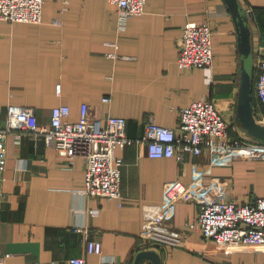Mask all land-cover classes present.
I'll return each mask as SVG.
<instances>
[{"label":"crops","instance_id":"1","mask_svg":"<svg viewBox=\"0 0 264 264\" xmlns=\"http://www.w3.org/2000/svg\"><path fill=\"white\" fill-rule=\"evenodd\" d=\"M45 1L39 24L0 20L2 125L9 105L33 108L37 122L48 124L52 108L68 105L75 121L87 104L92 118L123 117L126 134L135 141L151 120L176 129L179 111L204 99L216 104L231 137H251L236 123L240 52L223 0H148L144 13L129 18L122 31L107 0ZM239 1L252 13L264 9V0ZM253 17L255 59L264 43ZM189 21L206 22L213 31L211 68L177 66L182 28ZM254 116L264 123V111L254 107ZM19 140L7 135L0 168V251L8 254L6 264H63L72 257L90 264H133L141 250L157 251L162 264H264V247L219 250L195 230L172 248H150L141 237L143 208L162 200L170 180L188 183L193 171L208 163V153H187L178 162L149 158L146 145L137 141L118 148L123 199L116 200L76 194L84 184V157L63 158L32 135L22 133ZM210 177L225 181L226 198L235 203L264 197V160L239 158L231 167L213 168ZM176 205L170 225L185 231L199 206ZM89 240L101 242L100 257L87 254Z\"/></svg>","mask_w":264,"mask_h":264},{"label":"built area","instance_id":"2","mask_svg":"<svg viewBox=\"0 0 264 264\" xmlns=\"http://www.w3.org/2000/svg\"><path fill=\"white\" fill-rule=\"evenodd\" d=\"M115 8L118 29L124 30L126 21L144 13L148 0H107ZM45 0H0V20L14 23L42 21ZM57 24V21L54 22ZM213 31L206 22H186L178 43L177 66L211 68L213 61ZM256 58V97L264 104V45H259ZM60 89V87H58ZM108 102L109 98H102ZM176 129L166 128L149 121L141 138L133 141L126 134V120L121 116L92 118L89 106L82 104L77 120H70V107L60 105L51 109L48 124L37 122L33 108L9 105L5 125L0 123V168L5 163V138L15 134V140L24 135L39 138L48 147H54L59 156L71 160L85 158V177L77 195L91 198L122 200L121 166L123 159L115 154L118 148L134 144L146 145L149 158H175L182 162L187 153L209 154L208 163L201 170L193 171L190 181L170 180L163 186L162 200L154 206H145L141 237L150 248L180 246L188 230L199 231L222 250L224 248L264 247V197L246 203H235L226 198L225 181L212 176L213 168L231 167L239 158L264 160V142L238 135L231 137L229 125L219 113L216 104L200 100L186 105L179 111ZM210 177L208 181L206 178ZM177 202H192L199 206L197 217L180 231L170 225ZM77 231H81L77 229ZM89 255H102L101 242L89 240ZM8 254L0 251V264H6ZM63 264H90L83 257L69 258ZM99 264H114L103 260Z\"/></svg>","mask_w":264,"mask_h":264},{"label":"water","instance_id":"3","mask_svg":"<svg viewBox=\"0 0 264 264\" xmlns=\"http://www.w3.org/2000/svg\"><path fill=\"white\" fill-rule=\"evenodd\" d=\"M229 13H231L237 31L238 48L240 52L239 91L235 110L236 123L240 124L252 138L264 142V123L254 116L252 99L253 74V47L250 20L251 11H246L239 0H223ZM133 264H142L149 260L152 264H162L159 253L153 250H141L135 257Z\"/></svg>","mask_w":264,"mask_h":264},{"label":"trees","instance_id":"4","mask_svg":"<svg viewBox=\"0 0 264 264\" xmlns=\"http://www.w3.org/2000/svg\"><path fill=\"white\" fill-rule=\"evenodd\" d=\"M254 17L253 20L260 32V39L264 43V9H253ZM255 70V69H254ZM256 71L254 73V80H255ZM253 107H256V109H259L260 111H264V104L257 99L255 94V89H253Z\"/></svg>","mask_w":264,"mask_h":264},{"label":"rangeland","instance_id":"5","mask_svg":"<svg viewBox=\"0 0 264 264\" xmlns=\"http://www.w3.org/2000/svg\"><path fill=\"white\" fill-rule=\"evenodd\" d=\"M249 138H251V137H249ZM252 139H254V138H252Z\"/></svg>","mask_w":264,"mask_h":264}]
</instances>
